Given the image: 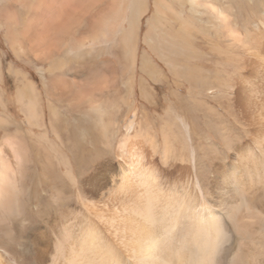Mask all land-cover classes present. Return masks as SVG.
Segmentation results:
<instances>
[{
  "label": "bare ground",
  "instance_id": "1",
  "mask_svg": "<svg viewBox=\"0 0 264 264\" xmlns=\"http://www.w3.org/2000/svg\"><path fill=\"white\" fill-rule=\"evenodd\" d=\"M14 1L24 20L2 11L6 39L16 45L19 25L51 99L16 82L18 119L0 95V264H264V0H154L142 41L162 71L137 55L145 0H132L125 29L102 24L113 0L94 12L103 0ZM113 42L122 69H91ZM71 66L90 77L68 79ZM138 69L150 109L154 84L170 89L154 121L137 107Z\"/></svg>",
  "mask_w": 264,
  "mask_h": 264
},
{
  "label": "rangeland",
  "instance_id": "2",
  "mask_svg": "<svg viewBox=\"0 0 264 264\" xmlns=\"http://www.w3.org/2000/svg\"><path fill=\"white\" fill-rule=\"evenodd\" d=\"M110 0H103V3L100 4V7L90 8L94 11H98V9H103L107 2ZM113 2L116 6L113 12H110L111 14L106 15L105 19L102 21L103 26H107L108 24L112 22H117L118 24L121 25V28H126V22L128 18L130 17L131 13V6H132V0H113ZM154 0H145L144 5H146L147 12L146 14L140 19L138 23V40H137V47H138V53L139 57L145 53L149 59H152L154 64H157L158 68L162 71L165 67L162 62H159L154 55L150 52L148 46H146L143 41L142 37L143 34L147 31L149 27V21L151 16H153L154 13V6H153ZM234 6V5H233ZM119 7V8H118ZM9 9L12 12H15L17 14L18 22L20 20H24V12L22 7H20L19 2L14 1V0H0V15L3 10ZM118 9V10H116ZM239 12V10H238ZM116 13V14H115ZM119 14V15H118ZM242 23L245 21L244 15L242 14ZM119 17V18H118ZM121 17V18H120ZM87 18H90L89 16H86L84 20H87ZM127 18V19H126ZM86 22V21H85ZM20 24V23H19ZM23 24V23H21ZM20 24V25H21ZM84 25V26H83ZM79 27L80 33L84 32L86 29V24L84 23ZM119 25V26H120ZM15 31V38H16V45L13 47L9 44V42L6 39V34H5V28H4V20L0 17V72H1V80H0V95L3 97L4 102L9 104V111L12 113L15 117L19 119V114L15 110L12 101L14 98V93H15V87H16V82L21 86L22 81L23 82H29L33 85H35V88L37 89L38 92H41V97L43 98L44 101L50 100L51 97L46 96L45 88L48 84V77H47V65L45 62L35 59L33 56L35 55V52L30 48V42L29 40L24 41L21 38V28L19 25L15 26L14 28ZM24 45L25 47V52H20L18 50L19 44ZM85 47L82 48V50H86V52L91 50V47L88 42L85 43ZM101 46V45H100ZM111 46H117L115 42L111 43L109 46L108 45H102L101 49L98 51V53H94L96 55V58L90 66H92L91 69H99L100 67H106L110 66L114 69L120 68L122 69V66L120 64V61L117 57H114V54H111L110 51L112 49ZM85 52V51H84ZM26 55V56H23ZM93 56V54H92ZM64 60L67 63L72 64L74 63L75 59L73 56L68 53L64 55ZM119 66V67H118ZM72 69H75L76 66H71ZM139 68V66H138ZM89 69V68H88ZM9 71V72H8ZM15 72L20 73V76L17 78L15 77ZM118 76L121 75V70L118 71ZM24 77V79H23ZM90 77L89 75V70L82 69V68H77L71 72L68 73V79L74 80L77 82L85 81ZM17 78V79H16ZM140 79H143L149 83L150 87V78L149 76H145V73H142L139 69L137 70L136 73V103L137 107L141 110L144 108V111L148 113V116L151 117L154 121L157 117L163 114L165 109L169 106L170 104V99H169V88L164 87L162 83L154 84V88L156 91V96L158 98L155 99L156 103L154 104V108H149V104L146 102H143L139 97H138V82ZM18 80V81H17ZM126 78H124L122 81H118L117 85L118 88L121 90V95L125 100L130 101L131 100V94L130 91L128 90V93L126 89L122 86V82L125 81ZM89 81V80H88ZM184 89L182 90V94L184 95L187 87L186 85L183 87ZM125 90V91H124ZM126 92V93H125ZM129 98V99H128ZM165 99V100H164ZM169 99V100H168ZM166 101V102H165ZM145 105H144V104ZM159 103V105H158ZM180 104V103H179ZM142 106V107H141ZM156 106V107H155ZM176 109L179 108L178 104L176 105ZM158 107V108H157ZM160 107V108H159ZM156 108V109H155ZM162 108V109H161ZM14 109V110H13ZM160 110V111H159ZM151 111V112H150ZM194 111H189L188 117L191 119L190 121L193 123L195 126L196 130L198 131V134H200V131L203 133L205 132V128H203L204 124L203 121L199 118V116L195 115L193 113ZM162 113V114H161ZM2 111L0 110V117H2ZM155 116V117H153ZM155 127L158 129L159 128V123H155ZM206 135V134H205Z\"/></svg>",
  "mask_w": 264,
  "mask_h": 264
},
{
  "label": "clouds",
  "instance_id": "3",
  "mask_svg": "<svg viewBox=\"0 0 264 264\" xmlns=\"http://www.w3.org/2000/svg\"><path fill=\"white\" fill-rule=\"evenodd\" d=\"M204 230L208 237V248L209 252L215 249V231H216V223L212 219L203 220L200 225ZM152 242L150 240H145L143 242V246L146 250L150 249ZM206 264H214V261L209 259Z\"/></svg>",
  "mask_w": 264,
  "mask_h": 264
}]
</instances>
